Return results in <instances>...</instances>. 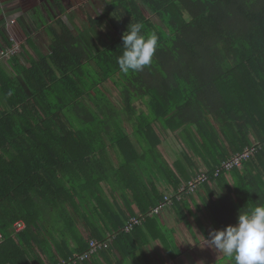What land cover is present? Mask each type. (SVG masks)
<instances>
[{
	"label": "trees",
	"instance_id": "1",
	"mask_svg": "<svg viewBox=\"0 0 264 264\" xmlns=\"http://www.w3.org/2000/svg\"><path fill=\"white\" fill-rule=\"evenodd\" d=\"M86 20L109 27L102 48L58 18L47 55L26 57L21 46L0 61V264H88L111 247L70 260L107 233L117 254L108 264H122L138 249L121 230L128 220L199 172L209 178L193 195L213 230L264 204V0H106ZM137 22L159 47L125 74L122 34ZM170 134L180 150L166 160L159 148ZM253 145L240 167L214 177ZM181 204L195 201L184 195L172 207Z\"/></svg>",
	"mask_w": 264,
	"mask_h": 264
},
{
	"label": "crops",
	"instance_id": "2",
	"mask_svg": "<svg viewBox=\"0 0 264 264\" xmlns=\"http://www.w3.org/2000/svg\"><path fill=\"white\" fill-rule=\"evenodd\" d=\"M80 1L86 3L87 0H0V33L3 34L6 41L9 42L10 38H14L20 41L22 46L23 43H28L27 40L29 38L33 37L35 49L42 52L43 55H47L49 47V25H52L59 18L71 29L73 27L72 23L78 18L80 7L83 6L80 5ZM88 2L90 3V0ZM28 15L32 18L37 16V19L34 18L35 25L38 27L36 31H30ZM85 17L87 16L85 15ZM4 44L6 42L0 35V49L5 46ZM42 44L45 45V51H40L39 49ZM29 49L32 50L30 53L27 51ZM35 49L29 46L26 50L28 53L26 57H35ZM182 206L183 204L173 208L171 205L157 215L143 218L142 222L135 226L137 229L134 232L135 234L133 233L134 235H131V233L135 227L130 232H124L121 229L124 234H130L129 236L135 240L136 247L138 248L136 252L146 255L149 259V261L141 262L137 257L138 254H136L133 257V261H130L129 258L125 259V261L122 259V264H194L195 262H197L196 264H203V262L200 263V260H204L205 258L204 264H209L221 258L223 255H219L220 253L210 247L208 242V239H210L209 234L213 228L206 219V211L203 209L199 214V219L202 223V227H199L197 216L194 219V215L188 213ZM152 208H148L146 214ZM137 215L139 217L144 216L139 213ZM174 218L177 221H174ZM194 222L196 223V227H193V224H191ZM80 232L81 234L83 233L82 236H86V233L84 231L82 232V229ZM110 234L107 233V235ZM207 234L209 235L208 239L205 238ZM147 236H149L148 239ZM192 237H195L194 241ZM202 240L203 242L200 243ZM142 242L145 248L140 249L137 244ZM198 243L200 244L198 245L196 253L190 256L191 249L194 248L192 244L196 246ZM111 244H113V239ZM113 249L116 252L114 246ZM143 251L145 254H143ZM208 255H212L214 259ZM111 258V253L104 255L97 254L89 259L88 264H108V260H111ZM118 258L121 257L118 256Z\"/></svg>",
	"mask_w": 264,
	"mask_h": 264
},
{
	"label": "clouds",
	"instance_id": "3",
	"mask_svg": "<svg viewBox=\"0 0 264 264\" xmlns=\"http://www.w3.org/2000/svg\"><path fill=\"white\" fill-rule=\"evenodd\" d=\"M140 22L128 25L122 34L123 52L117 62L122 72H137L152 63L159 47L155 32L142 34ZM208 242L216 252L235 264H264V204L239 212L235 225L210 232Z\"/></svg>",
	"mask_w": 264,
	"mask_h": 264
},
{
	"label": "rangeland",
	"instance_id": "4",
	"mask_svg": "<svg viewBox=\"0 0 264 264\" xmlns=\"http://www.w3.org/2000/svg\"><path fill=\"white\" fill-rule=\"evenodd\" d=\"M89 0H87L86 1V3L85 2H81L80 1V5H83V6H81L80 7V9H79V11H78V18H76L75 20H74V22L72 23V26L73 27H71V31H72V33L73 34H75V35H78L79 33L82 35V37H83V39H85L86 40V42L87 43H89V46L91 47V48H93V49H97V48H102L105 44H106V38H105V34H106V32H107V30L109 29V27L107 26V24L105 23V22H100L99 24V26L97 27H91L90 25H89V23L87 22V20H86V17H85V15L87 16V15H90V16H96L97 14H99V12L103 9V2H104V0H90V3L88 2ZM94 1H96L95 3H94ZM106 2V1H105ZM29 16V21H28V18H27V21H28V23H29V29H30V31H36L37 29H38V27L35 25V22H34V18L35 19H37V16H35V17H31L30 15H28ZM147 16L153 21V22H155V23H157V24H159V21L157 20V18L155 17V16H153V15H150L149 13L147 14ZM25 23H27V22H25ZM77 28H78V30H79V32H78V30H77ZM19 38H22V37H19ZM20 40H22V39H20ZM28 43H23V46L26 48V50H27V48H29V46L30 47H35V45H34V38L33 37H31V38H29L28 40ZM20 42V41H19ZM37 43V42H36ZM22 44V43H21ZM22 46V45H21ZM35 49V48H34ZM40 49V51H45L46 49H45V45H41V48H39ZM29 53L32 51V50H27ZM27 51L25 52V55L26 56H28V53H27ZM33 54V53H32ZM34 54H35V57H32V56H29V57H31V58H33V59H37V58H39V57H44L45 55H43L42 54V52H39V51H37L36 49H35V52H34ZM108 85H109V87H110V84L108 83ZM106 89V93H107V95H108V97H110L111 99H112V101L113 102H118V95L116 94V92L114 91V90H112V89H110V88H108V87H106L105 88ZM135 106L137 107V112L139 111V109H143V110H145V108H144V106L143 105H140V106H138V103H135ZM129 129H130V127L128 128V126H127V124H124L123 125V130L125 131V132H129ZM131 132V131H130ZM174 136L172 135V134H170L168 137H166L164 140H163V142H162V144H161V146H160V148H159V150H160V152H161V154L163 155V157L166 159V160H169V159H171V156H172V152H173V150L175 149V151H174V155L175 154H177L178 153V151L180 150V145L179 144H177L176 142H174ZM241 155V153L239 152V153H236V154H234V155H232L230 158H232V157H236V156H240ZM229 158V159H230ZM227 160H225V161H222L221 163H220V165L217 167V168H220V166H221V164L223 163V162H226ZM238 167H240V165L239 166H235L234 168H238ZM223 170H231V169H223ZM144 175V174H143ZM195 176H193L192 177V179L194 178ZM193 194H191V196H192ZM190 195H188V197H189ZM194 201H195V204H191V205H189L187 208H186V210H188V209H190V208H192V214L194 215V216H197V218H198V222H199V227H202V223H201V221H200V219H199V214L201 213V209H202V211H203V208L200 206V203H198L197 202V197H194V195L191 197ZM202 203V202H201ZM200 209V211H198ZM198 212V213H197ZM160 213V212H159ZM158 213V214H159ZM173 214H175V213H173ZM154 215H157V214H154ZM154 215H152V216H154ZM137 217H139V215H137L136 214V216L135 217H131V219H133V220H137ZM192 219H193V217H192ZM206 219L208 220V223H209V225L212 227V224H211V222H210V217L209 216H206ZM174 221H177L175 218H174ZM190 221V220H189ZM193 221H194V219H193ZM191 224H193V227H196V223L194 222V223H191ZM197 227H198V225H197ZM213 228V227H212ZM190 229H191V227H190ZM159 231V230H158ZM82 232H83V230H82ZM192 233V232H191ZM111 236V235H110ZM149 238V236H147V239ZM205 238L206 239H208L209 238V235L207 234V235H205ZM112 239H113V237H111V241H112ZM194 239H195V237H192V240L194 241ZM203 242V240L200 242V243H202ZM200 243H198L196 246H195V244H192V247H194V248H192L191 249V255L190 256H193L195 253H196V250H197V248H198V245L200 244ZM137 246L140 248V249H143V248H145L144 247V245H143V242L142 243H140V244H137ZM111 247V248H110ZM110 253L113 255V257L114 258H117V254H116V252L114 251V249H113V246H112V244H110ZM178 247V246H177ZM108 249V248H107ZM107 249H103V250H107ZM98 253V252H97ZM96 254V253H95ZM136 254H138L137 255V257H138V259L141 261V262H144V261H149V259H148V257L146 256V255H142V254H140L139 252L137 253L136 252ZM143 254H145L144 253V251H143ZM94 255V254H93ZM219 255H222V254H219ZM77 255H75L74 256V258L76 257ZM92 256V255H91ZM210 258H212V259H214L213 258V256L212 255H208ZM224 256V255H223ZM222 256V257H223ZM203 258V257H202ZM133 257L132 256H130L129 257V260L130 261H133ZM204 260H206V258L204 259ZM204 260H200V263H202L203 262V264L205 263L204 262ZM71 261V260H70ZM197 262H195L194 264H196Z\"/></svg>",
	"mask_w": 264,
	"mask_h": 264
},
{
	"label": "built area",
	"instance_id": "5",
	"mask_svg": "<svg viewBox=\"0 0 264 264\" xmlns=\"http://www.w3.org/2000/svg\"><path fill=\"white\" fill-rule=\"evenodd\" d=\"M9 46H5L4 48L0 49V61H8L11 57L18 55L21 50V42L14 38L9 39ZM255 145L251 146L250 148H246L241 152L240 156L232 157L228 159L226 162H223L220 166V168L216 167L214 177L218 176V172L222 169H232L235 166L241 165L242 161L247 160L248 157L255 152ZM208 175L205 172H199L195 175L193 179L188 181L186 184L182 185L178 191L174 194H165L163 197V200L156 206H154L146 215L137 218V220L129 219L128 222L125 224L123 231L124 232H130L134 226L139 225L143 218L147 216H152L154 214H158L163 209L170 207L174 200L181 201L183 199L184 195H191L196 192L198 189V186L208 180ZM24 226L22 223H16L15 224V230L19 231ZM111 237L108 235L107 239L104 241H98L96 239H92L88 242V249L80 254L77 255L73 260L70 262L75 263L81 262L84 260H87L91 255L102 251L103 249H107L110 247V244L112 243ZM59 264V263H58Z\"/></svg>",
	"mask_w": 264,
	"mask_h": 264
},
{
	"label": "flooded vegetation",
	"instance_id": "6",
	"mask_svg": "<svg viewBox=\"0 0 264 264\" xmlns=\"http://www.w3.org/2000/svg\"><path fill=\"white\" fill-rule=\"evenodd\" d=\"M105 1H106V0H104V2H103L104 5H105ZM95 2H96V1H94V3H95ZM104 5H103V6H104ZM92 17H94V16H92Z\"/></svg>",
	"mask_w": 264,
	"mask_h": 264
}]
</instances>
